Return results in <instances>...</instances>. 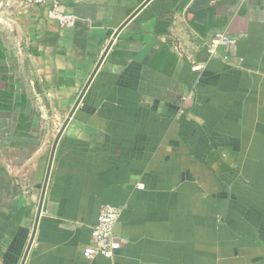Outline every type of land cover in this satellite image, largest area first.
Masks as SVG:
<instances>
[{
    "label": "crops",
    "instance_id": "0c3cea01",
    "mask_svg": "<svg viewBox=\"0 0 264 264\" xmlns=\"http://www.w3.org/2000/svg\"><path fill=\"white\" fill-rule=\"evenodd\" d=\"M29 1L0 0V264L22 263L60 115L124 24L58 141L25 264H264V0H61L64 29ZM217 33L235 44L211 56ZM104 206L121 248L89 260Z\"/></svg>",
    "mask_w": 264,
    "mask_h": 264
},
{
    "label": "built area",
    "instance_id": "2783aa9c",
    "mask_svg": "<svg viewBox=\"0 0 264 264\" xmlns=\"http://www.w3.org/2000/svg\"><path fill=\"white\" fill-rule=\"evenodd\" d=\"M237 1L244 2L245 0ZM29 5L42 9L47 20L57 24L61 29L72 28L78 21L76 15L65 9L61 0H30ZM6 6H11V4L6 3ZM200 43L202 48H205L211 56H214L217 55L221 47L234 45L235 40L227 34L217 33ZM192 70L199 72L201 70L200 64L194 62ZM138 189L143 190L144 186H138ZM121 211V209L112 206H104L101 209L98 223L92 230L91 242L83 249V255L86 259L91 260L98 256L112 259L120 250L121 245L115 235V226Z\"/></svg>",
    "mask_w": 264,
    "mask_h": 264
},
{
    "label": "water",
    "instance_id": "95a60500",
    "mask_svg": "<svg viewBox=\"0 0 264 264\" xmlns=\"http://www.w3.org/2000/svg\"><path fill=\"white\" fill-rule=\"evenodd\" d=\"M150 0H148L146 3H148ZM146 5V4H145ZM138 13V12H136ZM135 15V14H134ZM134 16H132L128 21H130ZM128 21L126 23H128ZM126 24L122 25L118 31L116 32V34L114 35L113 39L111 40L107 50L105 51V53L103 54L99 64L97 65L95 71L93 72L89 82L87 83L85 89L83 90V92L81 93L79 99L77 100L75 106L73 107L72 111L70 112L67 120L65 121V124L61 130V132L59 133L58 135V138L57 140L55 141L54 143V146H53V149H52V153H51V157H50V161H49V165H48V169H47V173H46V177H45V181H44V186H43V191H42V197H41V202H40V205H39V209H38V214H37V218H36V223H35V226H34V230H33V234H32V237L30 239V242H29V245H28V248L26 250V253L24 255V258L22 260V263L21 264H25V261H26V258L28 257V254H29V251H30V248L32 246V242L34 241V237H35V234H36V229H37V226H38V222H39V218H40V215H41V211H42V207H43V203H44V199H45V194H46V190H47V185H48V181H49V178H50V172H51V168H52V163H53V160H54V155H55V151H56V148H57V145H58V141L59 139L61 138L62 134L64 133L70 119L73 117L78 105L80 104L82 98H83V95L84 93L86 92L88 86L90 85L91 81L93 80L96 72L98 71L103 59L105 58L107 52L109 51V49L111 48L112 44L114 43V40L116 39V37L118 36L119 32L123 29V27L125 26Z\"/></svg>",
    "mask_w": 264,
    "mask_h": 264
},
{
    "label": "rangeland",
    "instance_id": "374dc122",
    "mask_svg": "<svg viewBox=\"0 0 264 264\" xmlns=\"http://www.w3.org/2000/svg\"><path fill=\"white\" fill-rule=\"evenodd\" d=\"M31 112H32V114H34L35 112H34V110H33V108H31ZM64 113V112H66V110H65V108H60V114L61 113ZM64 124H65V122H64V120L61 118V115H60V122H59V133L61 132V130H62V128H63V126H64Z\"/></svg>",
    "mask_w": 264,
    "mask_h": 264
}]
</instances>
